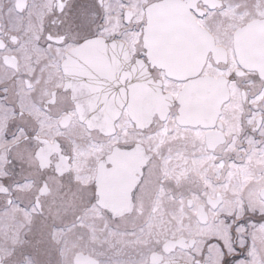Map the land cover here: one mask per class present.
Instances as JSON below:
<instances>
[{
  "label": "snow or ice",
  "instance_id": "obj_1",
  "mask_svg": "<svg viewBox=\"0 0 264 264\" xmlns=\"http://www.w3.org/2000/svg\"><path fill=\"white\" fill-rule=\"evenodd\" d=\"M0 264H264V0H0Z\"/></svg>",
  "mask_w": 264,
  "mask_h": 264
}]
</instances>
